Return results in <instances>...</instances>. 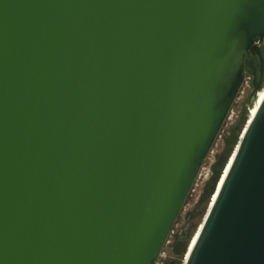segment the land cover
<instances>
[{
  "label": "water",
  "instance_id": "obj_1",
  "mask_svg": "<svg viewBox=\"0 0 264 264\" xmlns=\"http://www.w3.org/2000/svg\"><path fill=\"white\" fill-rule=\"evenodd\" d=\"M263 41L264 0H0V264H156ZM258 104L182 264H264Z\"/></svg>",
  "mask_w": 264,
  "mask_h": 264
},
{
  "label": "rangeland",
  "instance_id": "obj_2",
  "mask_svg": "<svg viewBox=\"0 0 264 264\" xmlns=\"http://www.w3.org/2000/svg\"><path fill=\"white\" fill-rule=\"evenodd\" d=\"M262 48L264 50V41L262 43ZM252 89H253L252 78L247 77V79L243 82L240 88V91L229 112V115L225 119L222 129L219 132L213 144L209 158H206L202 162L200 176L197 178L196 183L192 186L190 193L187 199L185 200L183 207L178 215V218L173 226V230L170 236L168 237L167 243L164 247V251L162 254L163 256H161L163 258L160 257V259L156 262V264H165L166 259L170 257H172L173 259H176L175 264H182L181 262L182 257L177 254L172 253V246L175 243L176 236L178 235L179 231L185 228H188V235L192 234V236L190 237V241L188 243V249L186 252V256L190 253L194 245V242L198 236L199 230L203 224V218L207 212V208L209 204L212 205L215 199V196L218 191V186L221 183V180L223 179L227 171V168L229 166V163L234 153L232 154L228 163L226 164L224 172L218 182L216 191L212 196L211 203H209L208 195L205 196V192H206V186L209 181V178L212 175V172H211L212 166L216 162V160L219 158V156L223 154L225 155L226 153H228L227 147L230 143L228 144L227 135L230 129H232L233 126L235 127L237 125H240L241 126L240 131L241 129H243L242 130V135H243L246 129V126L249 122V115H248L249 96H250ZM244 108L246 110H244ZM244 111H245V114H244ZM237 140H238V137H237ZM237 140L235 143H237Z\"/></svg>",
  "mask_w": 264,
  "mask_h": 264
},
{
  "label": "flooded vegetation",
  "instance_id": "obj_3",
  "mask_svg": "<svg viewBox=\"0 0 264 264\" xmlns=\"http://www.w3.org/2000/svg\"><path fill=\"white\" fill-rule=\"evenodd\" d=\"M260 46H261V51H262V55H263L262 67H261V62H260V56L258 54L253 55L252 58H253L254 64H255L254 68L256 69V71H259L261 73L262 70L264 72V50L262 48V44ZM251 54L252 53L249 52L247 54V56H251ZM247 77H251L252 81H253V77H254L253 74L247 68H245L244 81L247 79ZM187 235H188V228H185V229H182L181 231H179L178 235L176 236L175 243L172 246V253L173 254H175V252H179L180 251V247L182 246L181 243L183 242V240L185 239V237ZM161 258H163V257H161ZM173 261H176V259H173L172 257L167 258L166 261H165V264H172Z\"/></svg>",
  "mask_w": 264,
  "mask_h": 264
},
{
  "label": "trees",
  "instance_id": "obj_4",
  "mask_svg": "<svg viewBox=\"0 0 264 264\" xmlns=\"http://www.w3.org/2000/svg\"><path fill=\"white\" fill-rule=\"evenodd\" d=\"M244 110H246L245 108H244ZM244 114H245V111H244ZM245 116V115H244ZM244 119V118H243ZM240 128H241V126L240 125H237V126H233V128L232 129H230V131L228 132V135H227V139H228V147H227V149H228V153H229V151H230V149L233 147V145H234V143L236 142V140H237V137H238V134H239V131H240ZM228 153H226L225 155L223 154V155H221V156H219V158L216 160V162L213 164V166H212V175H211V177L209 178V181H208V183H207V186H206V192H205V196H207L209 193H210V191H211V189H212V186H213V182H214V178H215V176H217V174L219 173V171L221 170V168H222V165H223V163H224V161H225V159H226V157H227V154ZM220 185V184H219ZM219 187V186H218ZM205 198V197H204ZM203 198V199H204Z\"/></svg>",
  "mask_w": 264,
  "mask_h": 264
},
{
  "label": "bare ground",
  "instance_id": "obj_5",
  "mask_svg": "<svg viewBox=\"0 0 264 264\" xmlns=\"http://www.w3.org/2000/svg\"><path fill=\"white\" fill-rule=\"evenodd\" d=\"M263 96H264V85H263V88L261 89V91H259L258 96H257L256 100L254 101V102H255L254 105L251 106V108H250L249 122H248V124H247V126H246V129H247V127H248V125H249V123H250V121H251L253 115L256 113V111H257V109H258V107H259V104H258L259 99H261ZM246 129H245V131H246ZM245 131H244V132H245ZM235 152H236V151H235ZM235 152H234V154H233V156H232V158H231V161H230V163H229V166H228V168H227V171H228V169H229V167H230V165H231V162H232V160H233V158H234ZM227 171H226V173H225L223 179L221 180V183H220V185H219V187H218V191H217V194H216V196H215V199H216V197H217V195H218V192H219V190H220V188H221V185H222V183H223V181H224V178H225V176H226V174H227ZM215 199H214V200H215ZM202 225H203V224H202ZM201 227H202V226H201ZM200 229H201V228H200ZM196 239H197V238H196ZM195 241H196V240H195ZM194 243H195V242H194ZM193 246H194V245H193ZM192 248H193V247H192ZM191 250H192V249H191ZM188 255H189V254H188Z\"/></svg>",
  "mask_w": 264,
  "mask_h": 264
},
{
  "label": "built area",
  "instance_id": "obj_6",
  "mask_svg": "<svg viewBox=\"0 0 264 264\" xmlns=\"http://www.w3.org/2000/svg\"><path fill=\"white\" fill-rule=\"evenodd\" d=\"M251 107H249V109H250Z\"/></svg>",
  "mask_w": 264,
  "mask_h": 264
}]
</instances>
